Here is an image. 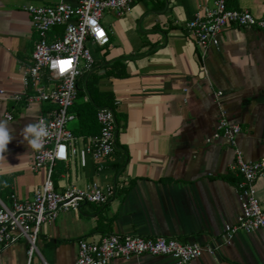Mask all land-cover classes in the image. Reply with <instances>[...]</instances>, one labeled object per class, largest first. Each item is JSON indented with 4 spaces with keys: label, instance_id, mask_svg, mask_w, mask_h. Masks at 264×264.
<instances>
[{
    "label": "crops",
    "instance_id": "crops-1",
    "mask_svg": "<svg viewBox=\"0 0 264 264\" xmlns=\"http://www.w3.org/2000/svg\"><path fill=\"white\" fill-rule=\"evenodd\" d=\"M56 2L0 0V120L7 121L14 137L0 156V197L5 201L10 193L20 200L31 198L45 178L44 168L33 170L32 149L20 132L48 105L10 97L22 89L21 73L36 40L26 7ZM212 2L143 0L122 16L103 13L109 42L92 45V69L79 78L78 86L85 93L82 100L89 99L88 82L91 90L109 94L107 102L117 101L116 149L98 169L79 141L75 156L55 162L52 180L57 190L116 181L115 196L106 204L84 203L79 212H62L42 223L30 257L29 244L21 239L0 252V264H74L79 239L111 233L221 242L224 225L241 213L240 177L230 169L234 147L221 137L208 141L218 130L214 94L222 93L219 101L228 120L240 126L237 147L244 158L264 156V31L228 26L202 61L185 23L199 6ZM228 6L264 18V0H229ZM255 188L264 206V177L256 180ZM108 264L176 261L141 254ZM190 264H264V229L239 231L216 254L204 253Z\"/></svg>",
    "mask_w": 264,
    "mask_h": 264
},
{
    "label": "built area",
    "instance_id": "built-area-1",
    "mask_svg": "<svg viewBox=\"0 0 264 264\" xmlns=\"http://www.w3.org/2000/svg\"><path fill=\"white\" fill-rule=\"evenodd\" d=\"M143 0H58L53 4H29L26 9L36 34L31 60L24 66L20 81L22 89L12 93L13 101L27 104L46 103L48 109L38 117L47 126L49 135L39 150L32 149V168L45 169L42 184L29 199L20 200L10 193L7 200L0 197V252L24 239L29 244L28 255L36 250L41 224L53 221L62 212H79L84 203L103 205L115 196L119 184L102 185L92 181L85 187L69 186L64 190L54 187L53 166L58 160L75 156L78 142L101 169L116 149L117 120L115 105L98 109L96 119L99 131L88 136L75 135L67 128L76 121L71 107L77 97V80L92 69L94 58L90 45L104 46L109 42L108 31L102 24L105 11L116 16L125 14L131 4ZM229 0H213L211 5L199 6L192 19L185 23L189 37L201 51L203 61L210 46H217L222 31L228 26H238L264 31V18L255 17L247 9L228 6ZM57 27H62L56 31ZM206 76L207 69L202 64ZM0 89V94H3ZM214 94L219 108L218 130L208 139L218 137L234 147L235 161L230 169L236 171L237 199L241 213L234 223L224 225L220 241L209 243H183L165 236L144 237L131 234H107L101 237L78 240L77 258L74 264H108L112 259L128 260L134 255L170 256L176 264H190L204 253L214 255L220 246L230 244L234 235L264 229V206L256 195L255 182L264 177V156L246 160L237 147L240 126L230 122L219 98ZM6 119L12 115L7 112Z\"/></svg>",
    "mask_w": 264,
    "mask_h": 264
},
{
    "label": "trees",
    "instance_id": "trees-1",
    "mask_svg": "<svg viewBox=\"0 0 264 264\" xmlns=\"http://www.w3.org/2000/svg\"><path fill=\"white\" fill-rule=\"evenodd\" d=\"M77 80V97H81L80 100H75L71 110L76 113V123L72 128V132L75 135L88 136L91 134H96L99 131V124L96 119V114L99 108L101 107H111L113 106L112 102H107L106 97H109L108 93H100L91 90L88 87V82L86 84V92L89 95L88 100H82V97L85 95L84 91L78 86ZM94 86H93V88ZM101 98L103 100H101Z\"/></svg>",
    "mask_w": 264,
    "mask_h": 264
},
{
    "label": "clouds",
    "instance_id": "clouds-1",
    "mask_svg": "<svg viewBox=\"0 0 264 264\" xmlns=\"http://www.w3.org/2000/svg\"><path fill=\"white\" fill-rule=\"evenodd\" d=\"M12 131L13 129L10 128L7 121L0 120V156H4L3 154L14 138ZM20 135L23 137V142H26L30 149L39 150L49 133L45 122L39 120L34 123H27L21 130Z\"/></svg>",
    "mask_w": 264,
    "mask_h": 264
},
{
    "label": "rangeland",
    "instance_id": "rangeland-1",
    "mask_svg": "<svg viewBox=\"0 0 264 264\" xmlns=\"http://www.w3.org/2000/svg\"><path fill=\"white\" fill-rule=\"evenodd\" d=\"M89 48H90V50H91V53H93L94 52V47L92 46V45H90L89 46ZM81 99V97H78V98H76V100H80ZM75 123H76V121H70L68 124H67V128L68 129H72L74 126H75Z\"/></svg>",
    "mask_w": 264,
    "mask_h": 264
}]
</instances>
